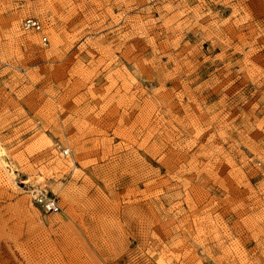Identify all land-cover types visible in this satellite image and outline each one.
Listing matches in <instances>:
<instances>
[{
	"label": "rangeland",
	"instance_id": "374dc122",
	"mask_svg": "<svg viewBox=\"0 0 264 264\" xmlns=\"http://www.w3.org/2000/svg\"><path fill=\"white\" fill-rule=\"evenodd\" d=\"M0 264H264V0H0Z\"/></svg>",
	"mask_w": 264,
	"mask_h": 264
},
{
	"label": "built area",
	"instance_id": "2783aa9c",
	"mask_svg": "<svg viewBox=\"0 0 264 264\" xmlns=\"http://www.w3.org/2000/svg\"><path fill=\"white\" fill-rule=\"evenodd\" d=\"M42 23L39 19L35 17H26L22 21V28L25 30H30V31H41L42 30ZM42 44H45L47 42V37L43 36L41 40ZM52 209L56 210V207L52 205Z\"/></svg>",
	"mask_w": 264,
	"mask_h": 264
},
{
	"label": "bare ground",
	"instance_id": "6f19581e",
	"mask_svg": "<svg viewBox=\"0 0 264 264\" xmlns=\"http://www.w3.org/2000/svg\"><path fill=\"white\" fill-rule=\"evenodd\" d=\"M26 18V17H25ZM24 18V19H25ZM36 18V17H35ZM23 19V20H24ZM38 19V18H37ZM22 20V21H23ZM42 23V22H41ZM43 25V24H42ZM25 30V29H24ZM26 31H30V30H26ZM35 32H38V33H42L43 32V27H42V30L41 31H35ZM43 36H45V37H47V35H45V34H43L42 33V36H41V40H42V37ZM42 43V42H41ZM48 43V39H47V42L45 43V44H43V45H46ZM65 154H67V153H65ZM47 204H48V210H53V211H57L58 210V207H57V204L55 203V202H46ZM52 205L54 206V207H56V210L55 209H52Z\"/></svg>",
	"mask_w": 264,
	"mask_h": 264
}]
</instances>
